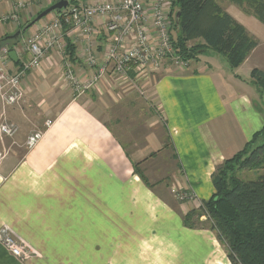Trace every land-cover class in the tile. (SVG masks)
I'll return each mask as SVG.
<instances>
[{
	"label": "crops",
	"instance_id": "crops-1",
	"mask_svg": "<svg viewBox=\"0 0 264 264\" xmlns=\"http://www.w3.org/2000/svg\"><path fill=\"white\" fill-rule=\"evenodd\" d=\"M18 1L0 0V18ZM25 1L19 20L0 26V42L15 50L58 16L24 33L58 0ZM217 2L258 41L237 69L200 57L184 70L107 75L76 94L67 65L86 82L97 70L84 45L100 64L106 54L108 38L97 25L89 44L65 33L64 49L24 76L19 103L0 99V124L18 128L12 138L0 135L8 152L0 165V230L10 228L33 256L20 261L0 242V264H231L202 208L215 193L216 169L264 130V94L251 77L253 69L264 72V24L228 0ZM0 67L16 71L21 63L10 58ZM36 131L43 136L31 148ZM174 191L191 199L180 201Z\"/></svg>",
	"mask_w": 264,
	"mask_h": 264
},
{
	"label": "built area",
	"instance_id": "built-area-1",
	"mask_svg": "<svg viewBox=\"0 0 264 264\" xmlns=\"http://www.w3.org/2000/svg\"><path fill=\"white\" fill-rule=\"evenodd\" d=\"M27 2L19 0L12 14L0 18V26L19 20V13L27 9ZM58 16L34 35L29 36L23 48L14 49L21 68L7 71L0 67V99L6 105L19 103L23 95L21 84L24 76L42 67L44 60L54 49H64L61 38L69 33L75 39H85L90 43L91 37L98 35L97 25L103 27L108 38L106 54L101 60L91 52L90 44L84 45L87 63L97 72L86 82L74 76L72 67L67 65L68 76L76 94L94 89L107 75L114 78H128L134 68L137 72H156L164 68L186 69L191 61L183 60L177 51L173 32L176 12L172 0H95L80 1L68 8L58 11ZM10 48L0 50V62L10 61ZM110 72V73H109ZM52 122L46 123L50 127ZM18 128L6 120L0 124L2 137L15 136ZM43 133L36 131L30 135L27 143L35 146ZM8 156L6 150L0 149V165ZM177 199H191L188 194L174 191ZM0 242L10 254L21 260L33 258L27 243L16 236L8 227L0 230Z\"/></svg>",
	"mask_w": 264,
	"mask_h": 264
},
{
	"label": "trees",
	"instance_id": "trees-1",
	"mask_svg": "<svg viewBox=\"0 0 264 264\" xmlns=\"http://www.w3.org/2000/svg\"><path fill=\"white\" fill-rule=\"evenodd\" d=\"M228 1L264 24V0ZM79 2L71 0V4ZM172 8L180 13L175 21L174 42L185 61L197 62L204 53L213 50L226 58L231 69H237L258 47V41L217 0H172ZM6 41L4 38L0 42V49L12 46L10 50L14 51L15 44L8 45ZM68 43L73 58L75 49L69 40ZM251 77L264 94V72L253 69ZM263 135L264 130L256 133L242 151L216 169L212 175L215 193L202 208L231 264H264ZM246 173L258 178L243 176Z\"/></svg>",
	"mask_w": 264,
	"mask_h": 264
},
{
	"label": "water",
	"instance_id": "water-1",
	"mask_svg": "<svg viewBox=\"0 0 264 264\" xmlns=\"http://www.w3.org/2000/svg\"><path fill=\"white\" fill-rule=\"evenodd\" d=\"M84 1H95V0H84ZM70 2H71V0H59L57 3L53 4L48 9H46L45 11H43L40 15H38L37 18L34 21H32L30 24H28L23 29V32L25 33L36 22L42 20L43 18H45L46 16H48L52 12L61 11L63 9L68 8V6L70 5ZM179 17H180V13L177 12L176 13V16H175V21H178L179 20ZM18 36H19V33L15 37L17 38ZM10 58H11L12 61L18 62L17 53L15 51L10 52Z\"/></svg>",
	"mask_w": 264,
	"mask_h": 264
},
{
	"label": "rangeland",
	"instance_id": "rangeland-1",
	"mask_svg": "<svg viewBox=\"0 0 264 264\" xmlns=\"http://www.w3.org/2000/svg\"><path fill=\"white\" fill-rule=\"evenodd\" d=\"M57 3V2H56ZM173 35H174V37H175V35H176V32L174 31L173 32ZM29 38V36L27 37V39ZM26 39V38H25ZM26 39V40H27ZM22 45H24V44H22ZM9 48H11L10 46H9ZM212 55H208V53H204L202 56H201V60L204 62H206V61H211V62H213L215 65H217L220 69H222V70H226L225 68H227L228 70H230L231 68H230V66H229V64H228V62H227V60L225 59V57L223 56V55H221L220 53H217V52H214V53H211ZM213 56V57H212ZM251 65H253V61H251V63H248V65L246 66V68H250L251 67ZM260 67H264V63H262V64H260ZM138 89V88H137ZM261 139V138H260ZM260 139H259V141H260ZM242 175V174H241ZM243 176H245V177H248V178H250V179H257L258 178V175L256 176L255 174H253V173H246V174H244ZM6 227V226H5ZM5 227H3V228H5ZM21 261V260H20ZM24 262V261H23Z\"/></svg>",
	"mask_w": 264,
	"mask_h": 264
}]
</instances>
